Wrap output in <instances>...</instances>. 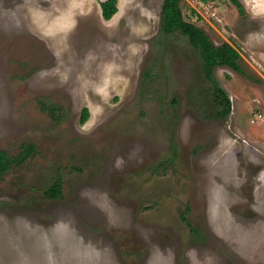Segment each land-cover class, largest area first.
<instances>
[{
  "label": "rangeland",
  "instance_id": "1",
  "mask_svg": "<svg viewBox=\"0 0 264 264\" xmlns=\"http://www.w3.org/2000/svg\"><path fill=\"white\" fill-rule=\"evenodd\" d=\"M101 1L0 0V264H264V0H180L212 79L163 0Z\"/></svg>",
  "mask_w": 264,
  "mask_h": 264
},
{
  "label": "trees",
  "instance_id": "2",
  "mask_svg": "<svg viewBox=\"0 0 264 264\" xmlns=\"http://www.w3.org/2000/svg\"><path fill=\"white\" fill-rule=\"evenodd\" d=\"M203 2L208 0H201ZM237 3L236 0H232ZM117 0H104L100 2L101 15L104 19H110L117 12ZM237 6L239 4L237 3ZM161 29L165 33L179 31L189 39L191 45L199 52L203 62V72L206 78L212 79V71L216 66H226L238 73H242V69L238 63L239 53L235 47L228 42H223L220 45H214L207 34L196 26L194 23L184 20L180 0H163L161 7ZM214 100L218 106L215 116L222 118L228 115L231 111V100L225 91L217 84H214ZM89 115L86 109H83L80 117V122L84 123ZM34 150L32 144H24L23 153L19 159H23ZM18 159V160H19ZM16 161L8 157L6 151L0 150V178ZM46 197L57 198L61 194L60 178L54 181L44 191Z\"/></svg>",
  "mask_w": 264,
  "mask_h": 264
},
{
  "label": "flooded vegetation",
  "instance_id": "3",
  "mask_svg": "<svg viewBox=\"0 0 264 264\" xmlns=\"http://www.w3.org/2000/svg\"><path fill=\"white\" fill-rule=\"evenodd\" d=\"M104 1V0H103ZM102 2V1H101ZM29 30V29H28ZM29 33H30V31H28ZM205 32V31H204ZM206 33V32H205ZM208 36V35H207ZM53 108V110H54V107H52ZM55 112V111H54ZM61 186H62V183H61ZM44 196H46L45 195V193H44ZM47 198H49V197H47ZM52 199V198H51Z\"/></svg>",
  "mask_w": 264,
  "mask_h": 264
},
{
  "label": "bare ground",
  "instance_id": "4",
  "mask_svg": "<svg viewBox=\"0 0 264 264\" xmlns=\"http://www.w3.org/2000/svg\"><path fill=\"white\" fill-rule=\"evenodd\" d=\"M120 4H121V3H120ZM118 5H119V4H118ZM121 5H122V4H121ZM118 8H119V7H118ZM121 8H122V7H121ZM119 9H120V8H119ZM120 10H122V9H120ZM120 10H119V11H120ZM119 11H118V13H119ZM116 15H117V14H116ZM116 15H115V16H116Z\"/></svg>",
  "mask_w": 264,
  "mask_h": 264
}]
</instances>
